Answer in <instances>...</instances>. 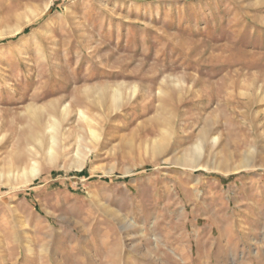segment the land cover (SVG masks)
Masks as SVG:
<instances>
[{
    "label": "rangeland",
    "instance_id": "1",
    "mask_svg": "<svg viewBox=\"0 0 264 264\" xmlns=\"http://www.w3.org/2000/svg\"><path fill=\"white\" fill-rule=\"evenodd\" d=\"M0 35V264H264V0H0Z\"/></svg>",
    "mask_w": 264,
    "mask_h": 264
},
{
    "label": "bare ground",
    "instance_id": "2",
    "mask_svg": "<svg viewBox=\"0 0 264 264\" xmlns=\"http://www.w3.org/2000/svg\"><path fill=\"white\" fill-rule=\"evenodd\" d=\"M40 15V13H38V12H33L32 13V15H30L28 18H27V20H23L22 18V20H20V21H18V23L14 26V27H12L9 31H7V33L8 32H10L11 34L13 33H15V34H17V33H19L21 30H23V28L26 26V25H28V24H30L33 20H35L36 18H38V16ZM21 16V15H20ZM9 22H10V20H9ZM9 34V33H8ZM1 36V35H0ZM103 89H104V87H103ZM137 91V87L135 86L134 88H133V92H136ZM104 92H105V89H104ZM99 94V93H98ZM113 95V94H112ZM122 94H121V89L119 90V88H117V89H115V91H114V98L116 99V100H118L119 98H120V96H121ZM105 96V95H104ZM107 96V95H106ZM111 97V96H110ZM112 98V97H111ZM100 99V98H99ZM98 99V100H99ZM102 99V98H101ZM103 99H105V98H103ZM107 99V98H106ZM112 100H114V99H112ZM102 101V100H101ZM116 103V102H115ZM103 104H105V103H103ZM102 104V105H103ZM113 104H114V101H113ZM106 106V105H105ZM116 106V105H115ZM30 110H32V109H30ZM29 110V111H30ZM68 110H69V107L68 106H65V108L63 109V114L66 116V114L68 113ZM34 112V111H33ZM36 112V111H35ZM56 112V111H55ZM55 112H53V113H55ZM85 112V111H84ZM33 114V113H32ZM57 114V113H56ZM62 114V115H63ZM34 115V114H33ZM58 115V114H57ZM68 115V114H67ZM81 116H83L84 117V119L87 121V123H88V127H89V143H90V145H87L86 147H85V149H80V147H82V146H80L79 147V149H78V152H77V156H78V159H79V161H78V164H79V168H82L83 166H84V163H85V161H86V159L87 158H89V154H90V152L91 151H93L92 150V148L94 147V145L96 144V142L98 141V139H99V132H98V129L93 125L94 123V120H93V118L91 119L90 117H88V116H86V114L84 115V113L83 112H81V114H80ZM38 116V115H37ZM56 116V115H55ZM56 117H58V116H56ZM56 117H52V120H51V122L49 123V125H48V128H49V134H50V139L52 140V145L50 146V157L52 158L55 154H57V148L58 147H56L58 144H59V133H60V121L61 120H58ZM35 119H36V117H34ZM38 120H39V118H37ZM86 123V124H87ZM209 131L210 130H208V129H206L205 130V132H203L204 134V136H205V138L209 135ZM81 135V134H80ZM79 137H81V136H79ZM38 139V138H37ZM80 139V138H79ZM83 139V138H82ZM85 139V138H84ZM215 140L214 141H218V140H216L217 138H214ZM86 140V139H85ZM84 140V141H85ZM205 140V139H204ZM81 141V140H80ZM39 142H40V139H39ZM86 142V141H85ZM200 142V141H199ZM88 143V144H89ZM82 144V143H81ZM80 144V145H81ZM164 143H162V145H163ZM205 147V146H204ZM159 148H162L161 147V145H157V149H159ZM196 148V147H195ZM196 149H198V150H201L202 149V147L199 145V144H197V148ZM160 150V149H159ZM193 151V150H192ZM195 151V150H194ZM156 152V151H155ZM188 152H189V150H188ZM250 153V152H249ZM189 154V153H188ZM192 154H194V157H195V159H194V161H192L193 163H195L196 162V158L198 157L197 156V152L196 153H193L192 152ZM248 155V154H247ZM251 156V155H250ZM245 158V157H244ZM198 159H199V157H198ZM242 160V159H241ZM198 161H200V159L198 160ZM246 162H247V160H244L243 161V163H242V165L239 167V168H237L236 170H235V172H238L240 169H242V168H245V167H247L248 166V164H246ZM251 162V161H250ZM199 165V164H198ZM195 166H197V165H195ZM219 167V166H218ZM227 168V167H226ZM230 169V168H229ZM208 170V169H207ZM228 171V170H227ZM26 173V172H25ZM30 173V172H29ZM38 173V168H36V167H32V169H31V174L33 175V176H35V175H38L37 174ZM26 181H27V179H26ZM28 182V181H27ZM189 226V225H188ZM249 237V236H248ZM222 251V250H221ZM221 257V256H220ZM197 259V258H196Z\"/></svg>",
    "mask_w": 264,
    "mask_h": 264
}]
</instances>
